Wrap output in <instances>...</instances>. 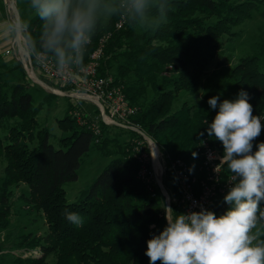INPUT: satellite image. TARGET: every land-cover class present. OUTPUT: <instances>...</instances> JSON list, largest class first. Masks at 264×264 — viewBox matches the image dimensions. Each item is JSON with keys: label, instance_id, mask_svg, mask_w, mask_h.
Here are the masks:
<instances>
[{"label": "trees", "instance_id": "1", "mask_svg": "<svg viewBox=\"0 0 264 264\" xmlns=\"http://www.w3.org/2000/svg\"><path fill=\"white\" fill-rule=\"evenodd\" d=\"M168 3L167 23L155 31L145 30L139 35L130 25L116 28V19L101 25L87 46L84 63L104 32H110L103 57L123 55L128 60V63L118 62L116 77L134 74L123 87L129 103L138 104L139 112L133 120L164 155L171 160L186 159L190 173L201 177L202 158L197 151L200 141L208 137L212 145H220L206 131V121L210 123L218 111L208 104L210 97L218 96L222 101L244 90L249 94L253 114L259 115L264 123V69L260 60L249 56L227 72L217 68L207 73L210 60L222 50V37L233 33L232 27L244 21L253 9L264 6V0H168ZM41 23L39 17L33 16L25 24L27 41L29 37L38 38ZM125 37H131V41H124ZM100 73L108 74L101 68ZM203 80L207 91L204 108L193 112L189 101L184 100L179 112H173L180 93L194 90ZM40 109L26 82H11L0 76V128L6 131L0 134V157L6 161L0 191V229L7 226L10 214L7 187L25 182L29 201L44 211L50 230L48 244L25 237L15 245L28 249L40 245L45 251L36 258H16L17 263L50 264L45 260L46 254L55 250L58 257L54 264H149L145 255L147 240L167 223L165 198L159 186L153 184L156 191L153 195L137 176L138 159L132 151L131 154L123 151L124 156L111 159L79 199L69 201L64 185L78 179V169L92 145L101 143L100 147L113 140L114 135L106 124L102 134L96 136L90 127H75L66 119L62 129L71 132L61 136L56 147L49 140L48 130L38 128ZM16 118H19L17 124L8 127ZM35 137L37 140L31 145ZM261 141H264V129L256 143ZM229 174L223 165L222 175ZM164 182L175 189L170 172ZM224 195L217 196L212 204L211 211L216 215L229 207ZM65 210L77 213L82 223L69 222ZM173 211V216L181 213L176 205Z\"/></svg>", "mask_w": 264, "mask_h": 264}, {"label": "clouds", "instance_id": "2", "mask_svg": "<svg viewBox=\"0 0 264 264\" xmlns=\"http://www.w3.org/2000/svg\"><path fill=\"white\" fill-rule=\"evenodd\" d=\"M28 9L42 22L38 38L28 39L29 53L50 57L61 74L83 68L93 35L112 18L155 31L170 11L168 0H29ZM208 104L218 109L206 131L223 145L229 207L221 215L204 208L175 216L165 210L166 226L147 240L149 264H264V141L256 143L264 123L244 90L234 99L210 97ZM64 215L82 223L75 212Z\"/></svg>", "mask_w": 264, "mask_h": 264}, {"label": "rangeland", "instance_id": "3", "mask_svg": "<svg viewBox=\"0 0 264 264\" xmlns=\"http://www.w3.org/2000/svg\"><path fill=\"white\" fill-rule=\"evenodd\" d=\"M11 2L14 3V8H11L13 10L10 12L8 1L0 0V76L11 82H26V86H28L29 90L34 95V102L41 105V109L37 115L39 124L38 128H46L49 132L50 142L56 147H59V138L71 132V130L62 129V123H66V119H69V123H72L75 127H82L84 125L89 127L91 122L95 120L100 122V111L93 102L85 98L73 97L47 88L45 84H52L55 88H58L61 91L63 90L61 86L56 87L54 82L42 75L37 69V76L41 82L34 81L29 76L22 59L17 57L19 54L18 49H16L18 28L15 22H21L23 34L27 40L25 24H27L35 15L28 9L29 0H11ZM112 19H116L117 21L125 20L124 18L119 17H114ZM211 19L212 17L207 20ZM126 25H129V23L125 20L122 28H125ZM232 28L233 33L222 37V50L210 60L207 67V73L210 74L217 68L227 72L243 58L249 56H254V58L260 60L261 68L264 69V6L253 9L244 21ZM133 29L135 30V33H138L139 35H142V33L145 32V30L139 28L133 27ZM102 30H105V28ZM104 33L108 34L109 32L105 31ZM107 39H109V37ZM107 39L103 43L104 46ZM127 40L131 41V37L124 38V41ZM8 50H10L9 53L7 52ZM32 60L34 65H37V59L33 55ZM105 60H108L106 64L104 63ZM118 62L128 63V60L123 55H119L115 58H113L112 55L102 56L98 75L107 77V79L112 78L113 81L115 80L116 84L124 87V82L134 78V74L129 72L121 78H118V76L116 77V75H118ZM17 66L19 69L15 68ZM100 68L108 74L102 75L100 73ZM65 88L66 90L69 89L68 86H65ZM223 95L226 96V94ZM205 96H207V91L205 88V80H203L194 90L180 93L177 102L173 106V108H175L173 112H179L181 109V103L184 100L189 101V106L193 107V112L201 110L204 108ZM235 97L236 96L227 97V99H234ZM134 105L138 106V104ZM69 116L75 120L71 121ZM18 121L19 118L11 120L8 127L17 124ZM101 126L103 132V123H101ZM106 128L110 132H113L114 139L102 143L100 146L101 148L99 147L101 143L92 145L78 169V179L70 181L64 185L66 197L69 201L79 199L83 190L89 187L103 167L106 166L111 159L118 156L123 157V151L131 154L132 149H129V145L132 146V144L139 138L143 140L142 137H138L136 134L119 126L108 125ZM5 132V129L0 128V134H4ZM147 136L149 139H152L148 134ZM36 140L37 138L35 137L33 143L30 144L34 145ZM215 146L223 152V145L221 142L220 145L215 144ZM1 158L2 157H0V191L3 189L2 181L5 175L4 166L6 162L5 159ZM6 193L9 194L7 203L10 206V214L7 218V226L0 229V264H20L17 263L16 258L25 259L28 257L36 258L42 256L45 251L40 245L29 248L37 250L39 252L38 254L26 257L19 251L26 250L27 247L15 245L25 237H28L29 240L38 238L41 239L42 242L47 241L45 244H48L49 239L47 238V235L50 230L46 220V214L43 210L35 208V205L29 201V187L25 182H18L9 185L6 189ZM52 248L56 247L54 246ZM15 250H18L16 254ZM57 257V251L54 250L46 254L45 260L50 264H54L55 261H57Z\"/></svg>", "mask_w": 264, "mask_h": 264}, {"label": "built area", "instance_id": "4", "mask_svg": "<svg viewBox=\"0 0 264 264\" xmlns=\"http://www.w3.org/2000/svg\"><path fill=\"white\" fill-rule=\"evenodd\" d=\"M7 1L9 7L10 0ZM9 9L10 12L13 10L11 7ZM124 22L125 20H118L115 25L117 28H122ZM15 24L18 28L16 49L19 54L17 57L22 59L29 76L34 81L41 82L37 76V69L54 82L56 87L61 86L63 89L61 91L52 84H45L52 91L85 98L93 102L100 111V122L95 120L89 126L96 136L102 134L101 123L133 130L141 135L143 140L139 138L132 144L133 154L139 161L137 176L153 195H156L153 184L159 186L165 198L166 210L171 215H173L174 205L181 210V213L200 211L201 208L211 210L217 196L227 192L231 173L226 177L222 175L224 164L220 162V157L223 152L217 146L212 145L207 138L200 141L197 151L202 158L199 166L201 177L191 174L186 159L178 157L171 160L168 158L158 144L148 138L142 126L133 120V117L138 113V107L129 103L123 86L116 84L112 78L107 79V77L98 75L101 57L104 54L103 43L109 37L110 32L100 39L98 46L89 54V59L81 70L61 74L50 57H42L37 60V65H34L21 22L18 21ZM7 52L9 53L10 50ZM65 86H68L69 89L66 90ZM153 146H155V150ZM167 172H170L174 180L175 189L172 184L166 185L164 182ZM17 252L18 250H15V254ZM19 252L25 257L39 253L37 250L27 248Z\"/></svg>", "mask_w": 264, "mask_h": 264}, {"label": "bare ground", "instance_id": "5", "mask_svg": "<svg viewBox=\"0 0 264 264\" xmlns=\"http://www.w3.org/2000/svg\"><path fill=\"white\" fill-rule=\"evenodd\" d=\"M9 3H10L9 6H10L11 8H14L13 3L11 2V0L9 1ZM153 145H154V144H153ZM153 149L155 150V146H153Z\"/></svg>", "mask_w": 264, "mask_h": 264}, {"label": "crops", "instance_id": "6", "mask_svg": "<svg viewBox=\"0 0 264 264\" xmlns=\"http://www.w3.org/2000/svg\"><path fill=\"white\" fill-rule=\"evenodd\" d=\"M0 17H1V15H0Z\"/></svg>", "mask_w": 264, "mask_h": 264}]
</instances>
